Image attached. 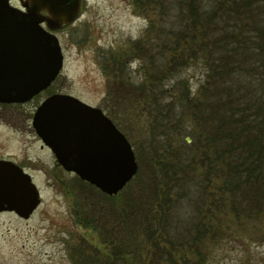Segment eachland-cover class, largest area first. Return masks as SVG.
I'll return each instance as SVG.
<instances>
[{
    "label": "trees",
    "instance_id": "1",
    "mask_svg": "<svg viewBox=\"0 0 264 264\" xmlns=\"http://www.w3.org/2000/svg\"><path fill=\"white\" fill-rule=\"evenodd\" d=\"M133 5L141 12H156L160 19L157 46L140 43L130 50L133 59L147 61L155 74L134 89L121 55L112 58L108 74L118 78L119 95H141L139 101L148 104L155 89L156 107L170 97L160 111V126L176 135L182 131L191 142L185 139L176 146L168 137L162 153L153 148L147 162L136 153L138 174L117 196L78 178L104 200L95 202L92 211L82 209L85 226L100 227L109 249L101 254L83 242L73 253L81 264H180L175 260L178 246L197 251L210 233L216 235L209 222L198 221L208 197L219 196L221 206L236 219L264 218V0H133ZM192 68L202 77L195 93L182 80L168 89L163 86ZM184 205L191 208L196 225L191 238L174 223ZM183 216L190 217L189 212ZM121 221L131 225H124L122 237ZM164 236L170 249L162 245ZM198 254L199 263L181 259L202 264L204 255Z\"/></svg>",
    "mask_w": 264,
    "mask_h": 264
},
{
    "label": "rangeland",
    "instance_id": "2",
    "mask_svg": "<svg viewBox=\"0 0 264 264\" xmlns=\"http://www.w3.org/2000/svg\"><path fill=\"white\" fill-rule=\"evenodd\" d=\"M11 5L20 6L18 0H11ZM159 29L156 12L136 10L133 0H83L77 21L55 32L62 48L64 67L52 90L26 104H0V159L24 167L33 177L42 200L27 220L15 213H0V264H81L73 253L83 242L97 248L101 254L109 252L101 228L85 226L86 212L82 209L92 211L95 202L104 203V200L78 182L75 174L57 164L53 153L42 147L32 126L36 108L50 94L71 95L102 109L126 135L135 153H139L140 161L147 162L154 149L162 153L168 137L176 146L189 139L182 131L176 135L172 130L163 131L160 126V111L171 102L170 97L158 101L161 105L156 107L158 97L154 89L148 103L154 107H146L148 104H144L143 99L139 101L141 95H119L122 91L115 82L118 78L108 74L113 67L112 58L121 55L119 60L124 61L131 87L135 89L151 80L150 74L154 75L155 71L147 61L133 59L130 50L140 43L145 47L157 46ZM201 78L199 69L192 68L184 70L176 81L164 82L163 86L168 89L182 80L183 86L195 93ZM211 192L214 196L216 190L211 188ZM218 199L217 195L208 197L204 213L198 218V221L209 222V231L215 230L216 235L210 233V239L201 243L197 251L178 246L175 260L180 264L186 263L185 258L199 263L198 252H202V264H264V218L236 219ZM187 212L190 217L183 216ZM191 213V208L184 205L174 217L175 226H179L185 238H191L196 229ZM91 218L89 221L94 223ZM119 225L122 237L124 225L131 226L130 221L127 225L121 221ZM164 240L162 245L168 239ZM164 262L171 264L172 261Z\"/></svg>",
    "mask_w": 264,
    "mask_h": 264
},
{
    "label": "water",
    "instance_id": "3",
    "mask_svg": "<svg viewBox=\"0 0 264 264\" xmlns=\"http://www.w3.org/2000/svg\"><path fill=\"white\" fill-rule=\"evenodd\" d=\"M0 0V103L24 104L47 90L61 73L64 56L53 33L73 23L83 0ZM37 136L58 164L108 196L136 176L131 144L101 109L70 95L48 97L34 114ZM190 142V140L188 139ZM41 204L29 174L0 160V213L29 219Z\"/></svg>",
    "mask_w": 264,
    "mask_h": 264
},
{
    "label": "flooded vegetation",
    "instance_id": "4",
    "mask_svg": "<svg viewBox=\"0 0 264 264\" xmlns=\"http://www.w3.org/2000/svg\"><path fill=\"white\" fill-rule=\"evenodd\" d=\"M42 143V142H41ZM42 147L43 148H46V149H48L49 151H50V149L49 148H47L43 143H42ZM1 160H3V159H1ZM5 160V159H4ZM8 161H11V160H8ZM18 164V163H17ZM19 165V164H18ZM21 166V165H20ZM22 167V166H21Z\"/></svg>",
    "mask_w": 264,
    "mask_h": 264
}]
</instances>
